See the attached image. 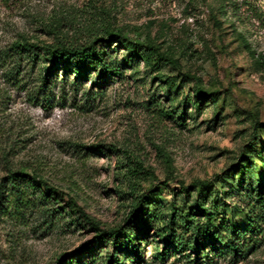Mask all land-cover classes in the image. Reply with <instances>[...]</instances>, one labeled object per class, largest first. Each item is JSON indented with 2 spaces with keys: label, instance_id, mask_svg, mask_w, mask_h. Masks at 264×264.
Segmentation results:
<instances>
[{
  "label": "rangeland",
  "instance_id": "obj_1",
  "mask_svg": "<svg viewBox=\"0 0 264 264\" xmlns=\"http://www.w3.org/2000/svg\"><path fill=\"white\" fill-rule=\"evenodd\" d=\"M106 31L134 44L97 43L121 69L99 84L58 71L42 100L41 53L17 81L13 53L0 63V181L23 172L52 189L20 205L1 182L0 264H55L97 235L87 219L125 230L147 205L125 264H264V0H0V57L20 37L80 46ZM149 44L175 64L144 61ZM100 246L86 264H104Z\"/></svg>",
  "mask_w": 264,
  "mask_h": 264
},
{
  "label": "trees",
  "instance_id": "obj_2",
  "mask_svg": "<svg viewBox=\"0 0 264 264\" xmlns=\"http://www.w3.org/2000/svg\"><path fill=\"white\" fill-rule=\"evenodd\" d=\"M106 40L110 43L112 40H117L124 44L126 48L132 49L133 44L131 41L123 36L120 32L106 31L105 38H99L94 36L89 42L84 45L69 46L57 43L56 45L48 46H38L35 43H30L20 37V40L14 41L6 50L3 51L4 56L0 57V63L5 61L7 53L9 54L10 60L16 59L18 62L10 63L8 74L9 78L12 80H19L15 77V73L18 72L19 62L26 58L27 63L33 65L38 64L39 56H41L49 62V67H41L39 72V88L37 93L42 96V100H46L48 97V92L53 79L57 77L58 71H61L64 78L62 83L65 85L67 83L68 74L72 73L74 75V80L71 85L77 87L79 82L84 81L89 78L92 72L95 73V84L102 83L101 81L110 76H121V69L118 65L109 61L107 54L104 53L102 49H98L97 43L99 41ZM139 53L142 54L141 58L150 62L153 58L160 62H169L175 64L173 59L160 54L157 49L149 44L145 46V49ZM17 56L16 58H14ZM17 76V75H16ZM201 93V91H200ZM6 156V155H5ZM5 158V157H4ZM5 181V192L8 193L9 198H12L13 202L20 205H25L29 202L30 193L35 194L38 192L40 198L45 197V194H51L52 189L48 188L42 181L38 180L34 175H28L23 172H10L8 175L3 177L0 181V195L3 194L2 191L3 184ZM130 184L134 185L133 181L129 180ZM9 186V190L7 189ZM194 188L199 189V197L205 196L209 191V186L207 181H202L196 183ZM41 188H46L45 192ZM183 188V186L181 187ZM187 191V189H185ZM206 192V193H204ZM154 196V195H152ZM9 202V201H8ZM173 216V215H172ZM166 222L167 235L163 237L164 247L169 245H175V220L174 216ZM154 218V210L148 205L145 207L144 211L136 209L134 215V221H129L127 225L129 227L125 230H100L98 225L88 220V224L95 230L97 235L92 241L87 242L73 252L64 255L62 260L57 261L55 264H66L65 258L69 257V263L74 264H86L93 262L96 259L98 253H100V245L105 244L111 247V252L106 253L104 257V264H125L128 259L139 260V250L138 246L135 244V236L138 230H141ZM180 221L184 226L189 225L188 219L180 217ZM137 224V228L133 229L132 223ZM193 242L190 244V248L193 252H197L198 244H200L201 231L193 228L192 232ZM97 242V245L95 244ZM137 263V261H136Z\"/></svg>",
  "mask_w": 264,
  "mask_h": 264
}]
</instances>
